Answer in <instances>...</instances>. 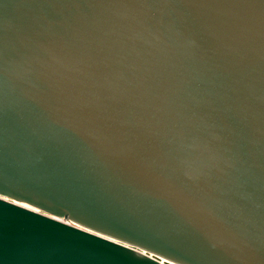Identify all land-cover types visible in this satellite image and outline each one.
I'll use <instances>...</instances> for the list:
<instances>
[{
    "label": "water",
    "instance_id": "obj_1",
    "mask_svg": "<svg viewBox=\"0 0 264 264\" xmlns=\"http://www.w3.org/2000/svg\"><path fill=\"white\" fill-rule=\"evenodd\" d=\"M161 261L264 264V0H0V264Z\"/></svg>",
    "mask_w": 264,
    "mask_h": 264
},
{
    "label": "bare ground",
    "instance_id": "obj_2",
    "mask_svg": "<svg viewBox=\"0 0 264 264\" xmlns=\"http://www.w3.org/2000/svg\"><path fill=\"white\" fill-rule=\"evenodd\" d=\"M21 207H25V208H27V206L26 205H21V204H19Z\"/></svg>",
    "mask_w": 264,
    "mask_h": 264
},
{
    "label": "built area",
    "instance_id": "obj_3",
    "mask_svg": "<svg viewBox=\"0 0 264 264\" xmlns=\"http://www.w3.org/2000/svg\"><path fill=\"white\" fill-rule=\"evenodd\" d=\"M161 263H162V264H169V263H166V262H163V261H161Z\"/></svg>",
    "mask_w": 264,
    "mask_h": 264
}]
</instances>
